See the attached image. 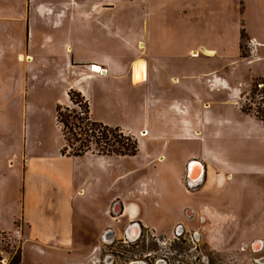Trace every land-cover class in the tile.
Listing matches in <instances>:
<instances>
[{
  "label": "rangeland",
  "instance_id": "374dc122",
  "mask_svg": "<svg viewBox=\"0 0 264 264\" xmlns=\"http://www.w3.org/2000/svg\"><path fill=\"white\" fill-rule=\"evenodd\" d=\"M124 1L125 5L119 4L118 11L107 10L109 17L102 19V28L92 25V29L94 34L102 31L97 37L93 36L102 39L103 36L110 38L109 27L119 28V64L129 65L136 57V51L142 49L143 40H146L144 26L148 8L143 0ZM243 1L241 15L247 29L257 33L258 40L255 39V42L263 49V54L260 59L250 57L254 51L250 39L242 33L241 56L236 55L235 66L230 65L228 68L234 70L235 81L229 83L226 92L211 89L206 82L209 77L215 76L214 72H210L213 68L230 63L233 56L225 60L202 56L197 59V64L193 57H153L155 77L149 85L133 88L119 78L118 107L112 103L113 106L108 105L103 91L107 86L115 90L118 85L106 83L98 77L90 78L88 67L78 65L82 52H78L72 66L71 54H66L58 47L54 36L58 27L54 23L60 20V24L67 27V15L74 6L69 0H0V107L12 99V111L15 114L10 119L8 115L2 114L0 126L7 133L4 141H0V151L25 148L30 158L47 153L62 154L66 144H69L68 149H65L66 154L72 152L71 135L68 133L66 140L64 133L68 129L58 119L59 106L69 107V110L84 116L88 107L91 110L92 104L94 111L90 115L93 114L94 120L119 127L132 138L141 127V136L134 138L138 145L136 154H101L108 159L101 160L102 168H99L102 169L99 175L103 188L100 189L97 179L92 177L94 188L83 196L89 211L84 212L85 218L80 225L88 240L110 226L119 227L117 219L109 210H102L101 205L109 209L114 202L119 201V196L111 200L114 195H129L136 191L128 190L132 178H123L121 175L137 168L148 154L156 158V165L150 168L154 179L148 183L163 184L157 179L162 172L159 163H162L168 173L165 185L173 195L178 189L183 194L188 193L182 174L189 160L199 158L212 162L216 174L222 171L234 175V179H250L252 193L257 203L262 201L261 207L264 208V122L255 116L259 109H264V35L260 37L264 33V14L261 13V10L264 13V0H260L259 4ZM139 39L143 40L136 44ZM105 51L92 48L91 52H86L87 58L98 61L100 53ZM95 67L91 69L95 71ZM204 72L209 73L202 80L199 75ZM256 83L259 84L256 86ZM71 91L86 94L90 102L79 96V103H73ZM185 107L189 110L187 115L183 112ZM69 110H63L67 117ZM69 120L72 124L73 120ZM11 128H16L14 133H11ZM20 132L22 142L17 138ZM88 152L98 151L94 145ZM85 163L82 161L84 168ZM148 171V168L135 170L136 176ZM203 211L197 212V217L189 221L192 222L189 224L192 229L200 226L198 218L205 215ZM99 220L105 226L97 230ZM203 225L206 228L203 230L202 248L191 254L200 253L204 260L183 256L175 259L174 263L252 264V258L264 256V248L259 252L247 247L242 250L244 243L264 240V211L252 213L251 221L238 218L234 212L222 215L216 212ZM17 227L22 229L0 231V264H84L89 261L90 254L118 255L119 250L127 248L125 244V248L121 247L119 241L107 245H99V242L77 245L80 249L64 260V250L46 249V252H42L32 247L31 241L23 244L25 225L18 223ZM245 237L248 238L243 239ZM138 243L139 247L135 248L137 251L141 246L148 248L149 240ZM69 251L72 252L71 249Z\"/></svg>",
  "mask_w": 264,
  "mask_h": 264
},
{
  "label": "crops",
  "instance_id": "0c3cea01",
  "mask_svg": "<svg viewBox=\"0 0 264 264\" xmlns=\"http://www.w3.org/2000/svg\"><path fill=\"white\" fill-rule=\"evenodd\" d=\"M143 1L147 3L148 8V16L144 26L147 36L146 40L139 39L137 41L136 44H140L143 40L142 49L136 51V57L129 65L119 64V28L109 27L110 38L103 36L102 39L93 38V36L97 37L98 34H102V31L94 34L92 29V25H96V28H102V19L105 18L106 20V17H109L107 10L118 11L119 4L125 5L124 0H69L74 6L68 12L67 27L64 24L61 25L60 20L54 23L58 27V30L54 32L58 47L66 54H71L72 66L75 64L78 52H82V59H79L78 65L83 66V68L88 67L90 78L98 77L106 83L114 82L118 85L115 90L109 86L103 88L109 106L114 104L119 107V78L133 88L149 85L155 77L152 66L153 57H193L197 64V59L202 56L222 60L233 56L234 59L230 63L210 71L214 72L215 76L209 77L206 84L211 89L225 90L229 83L235 81L234 70L228 68L230 65L235 66L236 55L241 56L240 40L242 33H245L250 40H258L257 33L247 29L241 15L243 0ZM247 1L245 0V3ZM249 1L252 4L260 3V0ZM261 13L264 14L262 10ZM263 35L264 33L260 34V37ZM92 48H102L106 51L100 53L99 60L95 61L90 57L87 58L86 52H91ZM109 50L112 53H108ZM262 51L263 49L258 47L250 57L260 59ZM92 66H97L95 71L91 69ZM98 67L104 71L100 73ZM206 74L204 72L199 76L203 80ZM81 95L86 100L88 99L86 94L81 93ZM151 97L153 96L151 95ZM11 101L12 99L0 107V119L3 117L2 114L8 115L9 119L15 117ZM87 101L90 102L89 99ZM90 107L91 113L94 108L92 104ZM183 112L187 115L189 110L185 107ZM191 114L193 113L191 112ZM91 115L94 119L93 114ZM9 126L12 127L10 124ZM140 128L134 132V138L141 136L142 129ZM11 129L13 131L11 133L16 130V128ZM6 133L5 128L0 126L1 142L4 141ZM124 133L128 134L126 131ZM21 135V132L19 135L17 134L19 140H21ZM155 159L148 154L144 158V162L139 164L137 168L121 175L123 178L130 176L133 182H131L128 190L130 192L136 190L129 195H114L111 199L114 200L119 196L117 200L121 201L124 206L123 215L120 217L121 225L141 218L146 225L150 226L152 214L168 212V210L171 211L172 208L179 205L178 200L176 203L172 201L173 193L169 192L165 185L168 173L162 163H159L161 165L159 170L162 172L157 179L159 183L163 184L148 183L154 179L150 168L156 165ZM193 159L200 160L207 167V182L202 190L211 192L220 187L225 186L226 189L229 187L228 178L230 174H225L222 171H218L216 174V167L212 162H205L199 158H192L191 160ZM101 160L108 161L106 157L94 152H88L81 156L57 152L51 155L47 153L28 158L25 148H21L19 151L1 150L0 231L21 230L22 228L17 227V225L18 223L24 224L23 244L31 241L32 247L36 250H42V252H46V249L48 251L64 250L65 257L62 258L64 260L72 256L75 250L80 249L77 245L99 242L109 229L113 230V236L115 234L119 238V227L110 226L103 229L100 235L96 233L95 237H89L90 240H88L80 225V222L85 218L84 212L89 211L83 196L94 188L91 182L92 177L97 179L99 188H103L102 178L100 179L99 175L102 170L99 169L102 168L100 166ZM82 161L87 162L85 168L82 166ZM139 168H148L149 171L144 174L139 173L136 176L135 170ZM197 169L198 167L194 166V170L197 171ZM103 171L105 172L106 168ZM201 171L202 166L199 173ZM185 173L186 171L182 177ZM119 177L118 175V179ZM214 178H217L216 181ZM221 181L223 183L220 186ZM181 194H183L182 191L178 189L177 199ZM13 197L15 198L13 199ZM119 201L114 202L109 209L106 205H101L102 210L105 209V212L109 210L118 223L119 214L115 215L114 211L115 208H119ZM181 205L183 204L181 203ZM102 224L99 220L96 229L104 228L105 224ZM70 249L72 252L69 251Z\"/></svg>",
  "mask_w": 264,
  "mask_h": 264
},
{
  "label": "flooded vegetation",
  "instance_id": "af4514ba",
  "mask_svg": "<svg viewBox=\"0 0 264 264\" xmlns=\"http://www.w3.org/2000/svg\"><path fill=\"white\" fill-rule=\"evenodd\" d=\"M188 174L185 173L183 179L185 190L188 193L181 194L178 199L176 194L172 196L174 203L177 200L180 202L179 207L176 205L177 207L172 208L171 211L152 214L150 226L146 225L141 218L121 225L120 217L123 215L124 206L119 201V238L114 234L112 241H109V236L103 235L99 245L119 241L121 247H124L123 244H125L129 249L119 250L118 255L93 253L88 255L89 261L84 264H176L174 263L175 259L183 256L202 261L204 260L203 255L191 253L199 252L202 248L203 230L206 228L203 223L207 218H211V215L216 212L221 215L226 212H234L238 218L251 221L252 213L257 210L264 211V208L261 207L262 201L257 203L256 196L252 193L251 180L248 178L234 179V175H229V187L226 189L224 186L221 189L209 191L210 194L208 191L202 190L207 182V177L204 178L202 184H196ZM205 208L208 211L204 212ZM200 211H203L206 216L204 214L198 216L200 226L197 229H192L190 227L192 222L189 221L196 218L197 212ZM108 231L112 235L113 230L109 229ZM145 240H149L148 248L141 246V249L137 251L135 248L139 247L138 242ZM244 244L245 247L242 250H246L247 247L253 252H259L264 248V240L262 239H256L251 244ZM252 261V264H264V256L254 257Z\"/></svg>",
  "mask_w": 264,
  "mask_h": 264
},
{
  "label": "trees",
  "instance_id": "16d2710c",
  "mask_svg": "<svg viewBox=\"0 0 264 264\" xmlns=\"http://www.w3.org/2000/svg\"><path fill=\"white\" fill-rule=\"evenodd\" d=\"M262 83L264 86V78ZM258 84L256 83V86ZM70 96L75 104L79 103V96L83 98L81 93L76 91H71ZM244 109L247 110L246 107ZM63 110H69V107H58V119L65 129H68L64 133L66 140L69 133L73 141V151L67 154L81 156L92 150L94 145L99 154L134 155L138 151L137 141L134 138L122 132L119 127H112L95 121L90 115L89 107L84 116L75 110H69L67 117ZM255 116L264 122V109H259ZM69 119L73 120L72 124H70ZM68 145L66 144L65 149H68ZM65 149L64 154H66ZM18 258L21 259L20 256Z\"/></svg>",
  "mask_w": 264,
  "mask_h": 264
},
{
  "label": "water",
  "instance_id": "95a60500",
  "mask_svg": "<svg viewBox=\"0 0 264 264\" xmlns=\"http://www.w3.org/2000/svg\"><path fill=\"white\" fill-rule=\"evenodd\" d=\"M195 165H201L202 166V171L201 173H198L196 170H194V166ZM206 172H207V167L205 166V164H203L200 160L198 159H193L191 160L188 165H187V169H186V173L188 174V176L190 177V179L194 180V183L196 184H202L204 182V178L206 177ZM114 214L117 215L119 214V208H115ZM110 231L107 230V232H105L104 236H109V241H112L113 239V235H111V233H109Z\"/></svg>",
  "mask_w": 264,
  "mask_h": 264
},
{
  "label": "built area",
  "instance_id": "2783aa9c",
  "mask_svg": "<svg viewBox=\"0 0 264 264\" xmlns=\"http://www.w3.org/2000/svg\"><path fill=\"white\" fill-rule=\"evenodd\" d=\"M250 42H251V49L255 51L258 48L255 42V39H251Z\"/></svg>",
  "mask_w": 264,
  "mask_h": 264
},
{
  "label": "bare ground",
  "instance_id": "6f19581e",
  "mask_svg": "<svg viewBox=\"0 0 264 264\" xmlns=\"http://www.w3.org/2000/svg\"><path fill=\"white\" fill-rule=\"evenodd\" d=\"M98 70H100L101 72L102 71H104L103 69H99V67H98ZM196 167H198V169H197V175H198V173L200 172V170H201V166L200 165H195ZM258 246V245H257Z\"/></svg>",
  "mask_w": 264,
  "mask_h": 264
}]
</instances>
